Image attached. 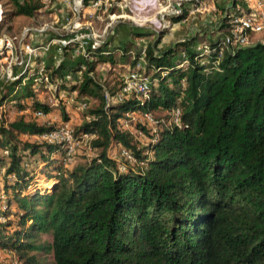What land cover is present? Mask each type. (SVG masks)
Segmentation results:
<instances>
[{
	"label": "trees",
	"instance_id": "trees-1",
	"mask_svg": "<svg viewBox=\"0 0 264 264\" xmlns=\"http://www.w3.org/2000/svg\"><path fill=\"white\" fill-rule=\"evenodd\" d=\"M205 1L183 3L169 23ZM248 1L220 7L212 34L196 32L158 48L165 27L143 49L130 42L112 45L107 38L77 59L68 58L67 45L60 62L13 70L17 77L0 80V248L25 264H39L48 253L52 264H264V41L226 49L221 44L227 20L252 11ZM7 4L5 21L32 18L42 8L40 0ZM199 42L207 53L193 49ZM180 53L186 64L176 59ZM139 59L142 66H136ZM98 63L117 69L111 95L120 91V75L132 71L146 78V95L120 91L122 97L107 103L104 84L95 77ZM65 72L72 78L63 79ZM47 83L56 85L51 94L61 122L68 120L64 103L72 92L73 99L94 101L71 128L77 141L94 135L87 141L92 154L68 168L62 144L20 138L57 127L34 115L52 110L35 93V86L46 91ZM174 107L179 123L152 132L124 116L168 115ZM122 121L148 142L139 144ZM112 148L121 159L126 151L133 162L118 161ZM33 163L52 181L50 189L25 191Z\"/></svg>",
	"mask_w": 264,
	"mask_h": 264
},
{
	"label": "rangeland",
	"instance_id": "rangeland-1",
	"mask_svg": "<svg viewBox=\"0 0 264 264\" xmlns=\"http://www.w3.org/2000/svg\"><path fill=\"white\" fill-rule=\"evenodd\" d=\"M9 0H0V47L2 45V41L9 40L13 36L20 37L21 41H12L10 51L5 52L4 49H0V56H6V58L0 59V80L5 78V75L8 72V69L11 70H21L24 65L26 68H35L36 66H40L41 64H49L51 62H60L63 58L62 52H58L56 49V45L54 42H51L48 50L34 51L29 52L28 50L23 49V45L27 44L29 47L34 46H43L49 42L52 38H58L65 36L66 34L71 33L74 28H70V20L73 17V10L71 0H44V4L40 12L32 18L24 17V16H15L12 17L10 21L6 20L7 10L9 8L7 2ZM214 2V0H211ZM166 3L165 0H107L105 9H91V10H81L79 15L77 16V26L81 28V30L86 27L90 28L96 34H99L98 40L101 44L105 39H112L117 41V39L122 38L125 35H129L131 32H141L146 33V35H141L138 37H134L133 46L137 49H143L145 45L152 41L155 36V32L167 27L165 21L168 19L164 16L163 20L160 18V12L158 10L161 9ZM170 4L173 2L170 0ZM248 7L251 10H254L252 7L251 0L248 1ZM111 8L112 10H109ZM197 12V13H196ZM195 11L190 16H193V21L190 22L189 19L186 21L185 25L178 29L175 28L171 34H165L158 44V48H165L170 43L175 42L176 40H180L182 38H186L185 34L189 35L192 33V24L197 23V27H203L212 30L216 23V18L218 15L212 13L214 11ZM112 13V14H111ZM209 14V15H208ZM214 14V16H212ZM216 17V18H215ZM164 21V23L162 22ZM204 22V23H202ZM168 29V28H166ZM105 30L104 33L102 31ZM172 32V31H171ZM167 35V36H166ZM184 36V37H183ZM249 42L253 41H264V28L256 33H250L248 36ZM125 40V39H124ZM86 52V50H85ZM117 53V52H116ZM115 53V54H116ZM10 56H16V60H22L20 63H12L9 59ZM77 56H83L82 54L73 53V51L68 52V58L77 59ZM87 56V55H84ZM142 60H140L141 62ZM141 64H143L141 62ZM116 68H111L107 64H97L95 70V77L99 82L104 84L105 88V96L107 94L106 102L111 103L112 101L118 99L121 93L120 91H116L114 95H111V87L115 83L116 84ZM126 73V72H125ZM125 75V74H124ZM121 79L123 75H120ZM45 90V89H44ZM35 93L38 98L41 100H45L50 104H58L57 98L54 97L49 90L40 91L38 86H35ZM113 96V97H112ZM122 97V96H121ZM72 102V101H71ZM94 101L89 98H77L74 99L71 107L68 110L70 117V121L67 122V126L72 128L75 123H78L82 120V112H85L86 108L89 107ZM83 103V105H82ZM15 113H9V116H13ZM58 115V113L56 112ZM125 117H130L140 123L145 124L147 128L154 131L159 125L165 123L167 120V114L165 111H155L152 112L153 122H147L143 120L138 114L128 113ZM8 117H5V120ZM40 122L44 121L47 124H53L55 126H59L62 124L61 120L58 117H46L45 115L42 117H35ZM121 126L124 129L130 130L133 134L136 135L137 141L139 144H146L148 142V138L136 132L133 128H131L124 121L121 122ZM21 139L27 138L28 140H35L33 137L20 136ZM42 140V139H40ZM38 141V140H37ZM116 148L110 149V154L117 158L118 161H122L123 159H127L122 154V159L118 152L116 154ZM92 154V150L88 147L87 141L80 140L78 141L73 148L70 160L64 163L65 167H70L72 164L83 160V157L90 156ZM130 163L133 162L131 159H127ZM36 164V162H35ZM35 169L33 182L31 185L25 188V191H30L33 188L40 189H50L52 185V181H47L45 177L39 174L40 166L32 165ZM34 183V184H33ZM24 192V190H22ZM0 198H4L0 195ZM2 208V205L0 206ZM2 221L3 219L0 218ZM12 223L16 221L13 215L8 217ZM13 226L10 227V229ZM41 240H49V236L47 234L39 235ZM43 256V257H42ZM40 256L38 259L41 263L39 264H52L51 254H45ZM0 264H25L20 259H18L17 255L13 251H9L7 249L0 248Z\"/></svg>",
	"mask_w": 264,
	"mask_h": 264
},
{
	"label": "built area",
	"instance_id": "built-area-1",
	"mask_svg": "<svg viewBox=\"0 0 264 264\" xmlns=\"http://www.w3.org/2000/svg\"><path fill=\"white\" fill-rule=\"evenodd\" d=\"M107 0H91L89 1L86 6L82 5V0H71L72 4V10L73 15L75 17L70 20V28H74V30L71 31V33L66 34L65 36L58 37V38H52L49 40L48 43H46L43 46H34L29 47L27 44L23 45V49L28 50L29 52H34L36 50H48L49 45L51 42H54L56 45V49L58 52H62L63 48L67 45L70 46V50L73 51V53H78L87 55V53L90 52L89 49L95 48L99 45L98 37L99 34H96L93 32L90 28L86 27L85 29L81 30L79 26H77V16L79 15V12L86 8L91 9H98L103 8L105 9ZM166 3L161 6V9L158 10L160 12V18L163 20L164 15H178L181 12V6L183 3L191 1V0H171L173 4H170V0H165ZM252 7L254 10H252L250 13L233 17L227 20L226 22V33L223 36V39L221 41L222 48H231L234 46H241L245 45L249 42L248 36L250 33H256L261 31L264 28V0H251ZM198 7L192 8L193 10H197ZM164 23V21H162ZM166 25H169V21H165ZM105 30L102 31L104 33ZM12 41H21L20 37L13 36L9 40L2 41V45L0 49H4L5 52L10 51L11 43ZM194 50L200 51L202 53L208 52V46L206 43L199 42L196 43L193 47ZM86 50V52H85ZM222 49H219L217 52V57L221 55ZM1 54V51H0ZM181 57V64H186V59L184 57L183 53H180ZM1 58H6V56H0ZM10 61L12 63H17L16 56H10ZM22 60H19L18 63L21 64ZM58 63V62H57ZM26 68V65L22 67V69ZM17 76L12 75V72L10 69H8L7 74L5 75V78H15ZM72 75L70 73H63V79H71ZM44 82H47V77H42ZM47 90L51 93L52 91L56 90L55 84H48L47 83ZM147 90V80L144 76L139 74L136 71L128 72L122 77V85L120 88V91L122 93H134L137 96L144 97L146 95ZM107 96V95H106ZM105 96V97H106ZM83 105V103H82ZM128 113L131 114H138L143 120L147 122H153V116L148 111H133V112H127L125 115L127 116ZM36 117H42L44 116L40 111H36L34 113ZM167 125L169 124H178L179 123V109L177 107L172 108L168 111V117L165 121ZM93 134H83L81 136V140L88 141V139L92 138ZM33 138H36V140H45L49 143H60L64 147V157L63 162H67L70 160L74 145L78 142L75 140V138L72 135V130L67 126V124H61L57 126L55 129L48 133H43L40 135H34L31 136ZM4 154L7 153L6 150L3 151ZM121 154L126 157L127 159H130L129 155L126 151L121 150Z\"/></svg>",
	"mask_w": 264,
	"mask_h": 264
},
{
	"label": "crops",
	"instance_id": "crops-1",
	"mask_svg": "<svg viewBox=\"0 0 264 264\" xmlns=\"http://www.w3.org/2000/svg\"><path fill=\"white\" fill-rule=\"evenodd\" d=\"M41 1V3H42V5L44 4V0H40ZM229 4H230V0H214V2H212L211 0H206L205 1V4L203 5V6H201V7H198L197 8V10H193L192 11V9H188V11H187V14H186V16H185V18H183V19H181V20H179L178 22H174V23H169V25H167V27L166 28H168L167 30V33L168 34H173V33H175V32H173V30L175 29V28H178V29H182L181 27L183 26V25H185V23H186V21H188V19H189V21L190 22H192L193 21V16H190L191 14H193L195 11H198V13H200L201 14V12H199V11H214V12H212V13H216L217 15H218V17H220V10H219V8L220 7H227V6H229ZM186 6H189V4L188 5H186ZM101 8V7H100ZM91 10V8H84V10ZM197 13V12H196ZM112 14V13H111ZM214 14L212 15V16H214ZM209 15V14H208ZM166 18L167 17H169V16H171V15H164ZM216 18V17H215ZM215 20H218V18H216ZM166 21H168V19L166 20ZM202 23H204V22H202ZM197 23L195 24H192L191 25V27H192V33L189 35V33L188 34H185V37H190L191 35H193V34H196V32H200V31H202L203 33L204 32H207V33H210V29H207V28H205L204 30H202L203 28H204V26L203 27H200V28H198L197 26ZM172 31V32H171ZM132 33V32H131ZM166 33V34H167ZM210 34H212V33H210ZM200 35V34H199ZM167 36V35H166ZM134 35L132 34H129V35H125V36H123L122 38H120V39H117V41H114V40H112V39H110V41H111V43H112V45H116L117 43H126V42H130V44L131 45H133L132 43H133V39H134ZM184 37V36H183ZM125 39V40H124ZM116 50H113V54L114 55H117L119 52H117ZM116 53V54H115ZM177 58H180V56L179 57H176V59ZM140 60L141 59H139V61H137V64H136V66H142V64H141V62H140ZM55 63H57V62H55ZM54 62H51V63H49V64H47V65H52V64H55ZM143 63V62H142ZM99 64V63H98ZM100 64H107V65H109L108 63H100ZM111 68H115V67H111ZM128 67L126 66V69H127ZM124 74L125 73H122L121 75H123L124 76ZM76 76H77V74H74L73 75V77H75L76 78ZM62 95V94H61ZM73 96H74V93L72 92L71 94H69V97L66 99V102L64 103V108H65V111L68 113V120L66 121V122H62V123H64V124H67V122H69L70 120V115H69V111L71 110V107H72V102H73ZM72 101V102H71ZM57 102H58V100H57ZM51 105V108H52V110L48 113V114H46L45 116L46 117H50V116H53V117H58V119H60L59 118V115H57L56 114V112H57V103L56 104H50ZM70 108V110H68ZM58 113V112H57ZM81 121V120H80ZM80 121L78 122V123H75L74 125H77V124H79L80 123ZM29 137H31V136H29ZM49 181V180H48Z\"/></svg>",
	"mask_w": 264,
	"mask_h": 264
}]
</instances>
